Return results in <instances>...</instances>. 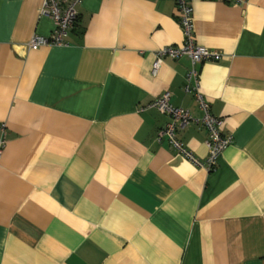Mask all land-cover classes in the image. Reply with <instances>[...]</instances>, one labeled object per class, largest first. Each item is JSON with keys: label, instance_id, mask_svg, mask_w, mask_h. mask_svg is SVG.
<instances>
[{"label": "crops", "instance_id": "crops-1", "mask_svg": "<svg viewBox=\"0 0 264 264\" xmlns=\"http://www.w3.org/2000/svg\"><path fill=\"white\" fill-rule=\"evenodd\" d=\"M43 0H0V264H264V0H189L200 93L231 137L214 170L166 141L156 97L201 112L174 0H82L65 46L28 50L54 24ZM206 130L176 138L206 159Z\"/></svg>", "mask_w": 264, "mask_h": 264}, {"label": "built area", "instance_id": "built-area-1", "mask_svg": "<svg viewBox=\"0 0 264 264\" xmlns=\"http://www.w3.org/2000/svg\"><path fill=\"white\" fill-rule=\"evenodd\" d=\"M178 24L183 34V44L181 46H166L154 52V62L152 64V75H156L165 59L178 60L187 58L190 61V69L185 75L183 90L186 94H191L201 112L200 117H194L188 110L175 107L170 103L168 92L156 97L147 104L144 109H155L159 113L166 115L169 122L158 129L155 141L161 144L163 141L172 147L179 155L185 157L194 167L204 169L208 172L215 169L217 161L224 150L231 144V137H224L221 134L222 119L214 116L210 112V105L200 93L199 73L196 65L203 62L218 61L222 54L213 49H208L197 45L194 37L192 8L189 0H174ZM234 6L246 4V0H222ZM82 0H43L39 15L47 17L53 21L54 29L50 36L43 37L34 35L26 44L28 50H36L40 47L65 46V38L69 31L73 29L77 12L76 7ZM194 123L202 126L207 132L205 145L208 149L206 159L200 160L187 150L176 138L178 129H183ZM6 145V125L0 124V158Z\"/></svg>", "mask_w": 264, "mask_h": 264}]
</instances>
